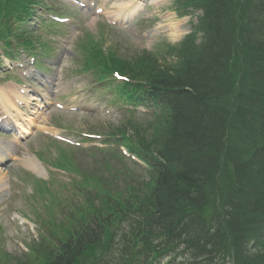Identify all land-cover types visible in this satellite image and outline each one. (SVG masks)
Instances as JSON below:
<instances>
[{
  "label": "trees",
  "instance_id": "trees-1",
  "mask_svg": "<svg viewBox=\"0 0 264 264\" xmlns=\"http://www.w3.org/2000/svg\"><path fill=\"white\" fill-rule=\"evenodd\" d=\"M40 4L0 0V50L34 46L18 41V26ZM178 6L181 16L204 10L181 50L163 53H177L179 66L161 70L154 53L124 60L90 35L85 47L97 77L144 79L155 87L146 96L164 101L152 140L141 137L137 148L154 162L153 186L129 195L120 174H92L97 191L67 202L64 218L43 221L46 233L30 254L5 256V264H264V0Z\"/></svg>",
  "mask_w": 264,
  "mask_h": 264
},
{
  "label": "rangeland",
  "instance_id": "rangeland-1",
  "mask_svg": "<svg viewBox=\"0 0 264 264\" xmlns=\"http://www.w3.org/2000/svg\"><path fill=\"white\" fill-rule=\"evenodd\" d=\"M42 1L50 5H56L60 10L63 9V11L57 12L60 16L65 14L69 4L78 6L77 16L75 15L76 24L68 27L66 42L62 41L57 34H48L46 31L36 32L35 36L40 38V43L48 44L54 48V52L52 53L48 52L43 56H37V62L41 61L42 65L48 62L56 63L55 67L57 68L55 71L59 72L63 78L62 82L58 83V93H60V97H67V100L58 101L59 103H63L68 108L71 106H86L87 108L90 107L89 109L91 110H89L88 116H85L86 113L78 115H65L58 111L49 113L51 109L46 110L42 114L30 106L32 104L30 102L29 104H25L23 108L20 107V112L12 110L13 105L11 100H6L5 98L8 94L12 93L10 86H15L16 80L11 79L10 76L9 79H5L6 76H3L0 72V113L2 114V118L4 116L9 118L7 119L8 125H0V131L9 134V136H3L0 139V150L12 147L15 142L18 145V153L17 157L14 158L13 165L5 169L0 166V216L2 217L0 221V247L7 254L17 258L22 256L23 250L26 251L23 243L25 245L34 244L33 240L37 237L35 225L33 227V224L25 223V221L21 222L20 218L26 217L37 223L38 217L36 218V214H40L43 217L48 214L43 209L46 201L54 197L62 201L66 196H72L66 193L62 186L63 182L67 181V179L57 174L51 176L49 172L52 170L50 165L37 163L35 157L37 153L43 155L46 160L58 156L60 147H63V145L61 143H53L54 141L52 142L51 140L54 139L51 135H62L56 132L59 131L56 127H66L75 131L90 132L92 130L97 133H107L111 131L112 127L120 126L122 123L124 124L122 127L126 129L131 122L128 121V118H125L123 110L110 102L116 101L115 94L111 88L104 83H98L95 76L84 71L88 50L80 42L86 33L93 35L96 39L103 37L106 48L109 47L118 55L128 60L132 58L139 59L143 55L141 51L144 50L146 52L144 56L155 53L157 61L161 66L160 69L163 70L166 64L163 59L164 56L158 55L155 51L160 50L164 44L173 45L183 41L184 37L192 31V25L197 23V17L201 15V12H195L191 17L177 18L176 13L171 8L174 0H100V2L98 0H81L83 3L88 4L85 8H82L76 0ZM95 3L96 6L93 8ZM71 8L74 7L72 6ZM141 8H144L142 17L138 21L132 19L129 29H117L108 20L109 18L118 21L124 18V21H126L130 15L129 11H134L133 13L137 15L141 11ZM96 9L103 11L102 15ZM33 21L35 24L38 22L36 18H33ZM172 25H179L177 28L178 32L171 29ZM175 36L177 37L175 38ZM202 36L201 34L197 35L198 43L202 41ZM18 58V60H11L8 63L2 57L3 61H5V67L1 68V70H9L8 68L11 64L13 66L21 63L25 65L26 62L28 64L29 59L27 55L20 54ZM151 63L153 64L154 62ZM28 65L31 67L32 63ZM10 68H13L12 65ZM15 71L17 72L18 69ZM22 74L23 71L20 70L18 76L21 78ZM31 74H35V70L31 71ZM24 79L27 80L26 78ZM26 86H29V89L25 87L26 90L32 91L31 96L37 92L38 85L36 82H34L32 87L29 83H26ZM16 94L19 95L18 92ZM11 95L14 96L15 93ZM14 102L17 103L19 101L14 98ZM104 108L106 109L99 114L94 113L95 110ZM107 109H110V112ZM9 112H12V115L7 114ZM141 120V118L135 116L133 123L141 124ZM35 124L39 125H37L38 129L40 127L46 128V131L51 134V138L48 135L46 137L36 133L32 129V126ZM15 130H18L21 135L17 134ZM99 155V153L94 154L87 158L88 162L83 161L82 164L87 165L86 167H94V169L99 170L98 168L102 165V159H100ZM30 158L36 162L34 163L35 168L36 164L41 167L40 171L38 170V177L42 178L43 181L49 183V180L56 176L55 180L57 182L51 183L54 189L42 191L38 195L42 201L34 196L35 182L32 183L30 177L23 175L27 170L30 174H35L31 168L33 164L30 163L31 166L28 165ZM126 162L129 165L127 167L130 172L136 174L138 180L148 178V172H144L143 169L137 165H133L131 162ZM90 170L85 169L82 173ZM3 172L6 173L7 177L1 178ZM38 177L36 176L37 179ZM17 219H19V222Z\"/></svg>",
  "mask_w": 264,
  "mask_h": 264
},
{
  "label": "bare ground",
  "instance_id": "bare-ground-1",
  "mask_svg": "<svg viewBox=\"0 0 264 264\" xmlns=\"http://www.w3.org/2000/svg\"><path fill=\"white\" fill-rule=\"evenodd\" d=\"M178 26H179V25H172V26H171V29L174 30V31H176V32H178V29H177ZM169 28H170V27H169ZM179 33H180V31H179ZM176 37H177V36H175V38H176ZM10 89H12V88H10ZM19 98L22 99V97H19ZM5 99L8 100V97H6ZM7 159H9V158H7L6 156H1V158H0V160H7ZM0 163H1V162H0ZM28 165L31 166L29 160H28ZM31 168H33V166H31Z\"/></svg>",
  "mask_w": 264,
  "mask_h": 264
}]
</instances>
